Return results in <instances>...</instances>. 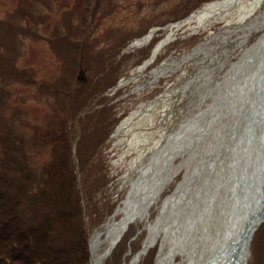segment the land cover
<instances>
[{"label": "rangeland", "instance_id": "374dc122", "mask_svg": "<svg viewBox=\"0 0 264 264\" xmlns=\"http://www.w3.org/2000/svg\"><path fill=\"white\" fill-rule=\"evenodd\" d=\"M19 1L21 0H0V15L4 9L18 6ZM198 1L200 0L39 1L42 8L37 10L41 11L43 18L34 20L37 21L34 23L36 28L31 31L29 39H25L26 56L22 62V65L41 68L39 82L50 77L53 68H56L51 63V60L56 62L55 51L51 46H95V53H92L89 62L87 59L86 65L82 67L85 80L81 83L74 80L72 86L80 88L85 85L90 91L87 92L84 88L85 97L74 89L79 104L75 106V113L70 117L68 127L79 177L78 189L84 210V224L89 228L88 239L96 228L110 221L123 202L128 192L125 185L131 172L144 165L148 156L164 143L168 134L182 119L189 116L200 88V81L192 83L198 67L216 65L225 54L231 52H235L231 59L236 60L244 50L243 47L237 49V46H243L238 40L240 29L264 11V0H203L201 5L196 6ZM79 2L82 3V8L77 4ZM86 7L90 10L85 19ZM192 8L191 13L183 15ZM31 13H34V9ZM34 15L38 17L40 14ZM53 36H59L58 40L53 42ZM258 37V34H252L247 45ZM224 39V44H219L216 51L213 49L210 56H202L187 63L180 71L142 91L134 92L169 57H178L202 42H209V47L217 46V42ZM119 48L120 53L116 54L113 62L118 67L116 81L110 87L98 91L96 68L102 65L103 59L96 52L102 49L116 52ZM155 50L156 55L152 57ZM151 58L153 61L143 75L133 80L140 67ZM78 74L79 72L77 76ZM36 90L34 84L23 86L18 83L16 93L31 95ZM31 96L33 99L28 102L27 110L32 120L40 121V116L47 111L46 107L35 94ZM208 103L209 101H205L203 105ZM106 107L111 123L105 126L108 130L100 135L96 126L99 124L96 109ZM120 128L123 130L118 133ZM80 144L85 145L84 153L79 151ZM50 148L53 149L52 146ZM50 148L44 155L46 162L52 157ZM195 161L193 159L190 166L195 165ZM185 172L186 170H180L162 192V199L151 208V220L157 217L162 200L183 179ZM96 179L99 180L95 182ZM95 201L98 204L93 206ZM149 232L144 224L131 223L104 264H124L131 254L142 249ZM259 235L264 236V227ZM132 238L135 240L131 245ZM255 238L248 264H263L259 247L254 243ZM160 244L161 239L137 264H147L151 256L155 257L156 262ZM181 259L182 257H177V261Z\"/></svg>", "mask_w": 264, "mask_h": 264}, {"label": "bare ground", "instance_id": "6f19581e", "mask_svg": "<svg viewBox=\"0 0 264 264\" xmlns=\"http://www.w3.org/2000/svg\"><path fill=\"white\" fill-rule=\"evenodd\" d=\"M240 30L238 40L243 46L237 49L244 50L239 57L231 59L235 53L231 52L216 65L198 67L192 83L200 81V88L189 116L168 134L144 165L131 172L125 185L127 195L116 214L92 237L94 264H104L131 223L144 224L150 232L142 249L133 254L129 251L131 257L124 264H137L160 239L155 264H214L243 225L241 214L246 211L238 204L233 167L236 150L241 141L246 142L253 117L258 125L255 150L247 167L251 195L248 210L259 202L256 186L264 159V11ZM252 34L259 37L248 46ZM225 41L210 47L209 42H202L178 57H169L134 92L180 71L187 63L210 56ZM152 59L140 67L133 80L143 75ZM205 101H209L206 106ZM248 151L243 153V165L251 155ZM193 159L196 164L190 166ZM180 170H186L183 179L162 200L159 214L151 220V208L159 203L162 191ZM251 254L250 248L240 264H248ZM178 256L182 257L180 261Z\"/></svg>", "mask_w": 264, "mask_h": 264}, {"label": "trees", "instance_id": "16d2710c", "mask_svg": "<svg viewBox=\"0 0 264 264\" xmlns=\"http://www.w3.org/2000/svg\"><path fill=\"white\" fill-rule=\"evenodd\" d=\"M39 1L43 0H21L18 6L6 8L0 15V264H90L88 226L84 224L68 127L79 104L75 90L86 97L85 85L72 86L74 80L81 83L77 73L87 59L89 62L95 46H51L56 59L51 63L56 68L50 77L39 82L41 68L22 65L25 39L36 28L35 18H43L37 10L42 8ZM33 9L40 14L38 17L31 13ZM89 10H83L85 19ZM192 11L193 8L183 15ZM58 37L53 36L52 41ZM120 50L96 52L103 59L96 68L98 91L116 81L118 67L113 62ZM18 83L36 85L37 90L31 95L35 94L47 110L40 121L32 120L27 110L33 97L16 93ZM85 89L90 91L89 87ZM107 111V107L96 109L100 135L111 123ZM49 148L52 157L46 162L44 155ZM78 148L84 153L85 145ZM263 227L264 224L260 230ZM260 230L254 243L264 264V236L259 235ZM154 262L155 257L151 256L147 264Z\"/></svg>", "mask_w": 264, "mask_h": 264}, {"label": "water", "instance_id": "95a60500", "mask_svg": "<svg viewBox=\"0 0 264 264\" xmlns=\"http://www.w3.org/2000/svg\"><path fill=\"white\" fill-rule=\"evenodd\" d=\"M83 74L84 69H81V72L78 75V79L81 81L85 80ZM253 100H256V97H254ZM257 125L258 120L254 117L251 118V122L249 123L247 128L246 142L245 139L240 142L239 150H236V153H238V155L236 156V160L234 162L233 167V171L237 175L238 204L240 208H244V211H246L245 213L241 214V220L243 221V225L241 227V230H239L237 237L232 242L231 246L228 248V250H225L223 252L222 256L219 259L215 260L214 264H240L245 252L252 247V242L257 230L264 223V159L262 161V164L260 165L258 184L256 186L261 198L259 202L255 205L254 209L250 211L248 210V208H250L251 195L250 188L247 184L249 174L247 167L249 166V161L255 150L254 143ZM244 146L245 148L243 149ZM247 150H249L248 152H250L251 155L248 156V162L243 165V153L245 155ZM116 211L112 216L116 214ZM106 224L107 223L96 228L95 232L89 237L91 264H94L92 254V237L96 234V232H98L99 229L104 228Z\"/></svg>", "mask_w": 264, "mask_h": 264}]
</instances>
